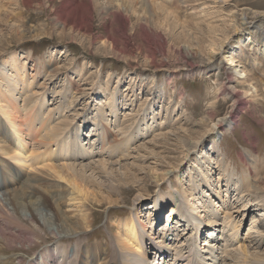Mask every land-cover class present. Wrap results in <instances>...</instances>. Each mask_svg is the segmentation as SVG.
<instances>
[{
	"label": "bare ground",
	"instance_id": "obj_1",
	"mask_svg": "<svg viewBox=\"0 0 264 264\" xmlns=\"http://www.w3.org/2000/svg\"><path fill=\"white\" fill-rule=\"evenodd\" d=\"M9 1H15L14 5L18 7L24 6L20 3L21 0H8V3ZM140 1L144 6L148 2L162 6V2L157 0ZM226 1L214 2L225 5ZM78 2L80 0H66L64 4L61 3V13L69 11ZM5 3L6 0H0V6ZM76 7L78 8L77 5ZM248 10H232L229 16L233 20L230 19L227 26L234 30V36L223 37L220 41L211 39L207 54L205 53L204 61L208 62L214 59L219 50L222 56L218 60L223 64L219 68L231 73L227 80H219L216 93L230 98L231 114L228 112L217 119L195 141L188 143L186 137L179 136L182 145L188 147L186 156L196 152L199 144L210 134L216 136L221 129H232L235 122L232 118L233 111L245 105L251 94L258 93L257 87L249 79L247 60L238 56V49L247 47L253 50L255 64H260L258 56H264V11L251 10L254 20L259 21L253 28L252 25L248 26ZM205 12L202 10L203 14ZM20 14L18 12L17 16ZM238 15H241L240 24L236 22ZM259 15L263 17L260 18ZM63 17L65 18L64 15ZM257 33H263V36L260 37ZM191 47L188 46V52L192 53ZM6 59L0 63V264H264V250L258 251L259 245L263 243L264 231L254 224L249 228L250 233H255L260 238L259 245L253 251L250 249L252 244L241 242L239 232L242 221L233 218L231 212L238 210L236 201L228 204L223 234H215L218 230L215 225L218 216L210 199L212 196L203 191L206 187L220 197L219 192L215 191L221 183L214 179L215 168L221 176L219 179H224L225 185L229 187L226 191L233 186L232 190L237 191V200L242 201L244 207H264V194H259L263 191L260 184L249 173L235 178L236 171L228 168L222 152L218 153L216 161H212V157L204 150L197 155L188 172L189 184L175 197L171 215L163 229L159 225L164 224L166 205L174 202L171 196L168 198V195L160 192L151 205L145 208L143 194L137 193L132 200V212L124 218L112 219L110 229H107V239L87 242L86 233L93 227L94 222L93 205L112 204L119 199L125 201V194L132 189L127 192L124 187L138 182L140 177L137 171L143 168L145 170L143 163L149 158L148 153L143 151L145 143L137 144L136 141L141 142L154 131H158L156 137L164 140H169L170 135H178L170 131L164 132L168 128L161 127L156 114L152 117L156 128H142L140 121L143 116L139 119V116L135 117L126 111L123 120H115L114 128H94L93 140L87 141L86 120L75 122L78 113L75 118H71L72 109L68 110L70 105L65 103L66 96L72 89L71 84L63 93L57 92L58 96L62 95L60 100L55 94L50 95L54 92L50 88L34 89L37 79L42 75V69H47L51 76L59 69L49 71L47 65L51 67V62L46 60L43 67H37L34 72L29 73L27 62L22 63L18 55L12 54L9 60ZM235 83L244 86L242 96ZM48 96H52L51 99L54 100L49 107ZM107 98V106L117 116L121 103L115 92ZM104 114L103 108H98L100 124ZM146 114L145 111L144 117ZM95 125L98 126L97 121ZM110 131L115 133L116 138H111ZM213 142L219 143V136L214 137ZM203 202L207 203L206 207ZM201 205L204 213L202 216L208 217V221L197 216ZM143 211L148 216V222L141 218ZM260 215H264V211ZM260 220L256 218L253 223ZM68 237L74 243L65 242ZM155 238H159V242ZM201 239L206 244L202 248L199 242ZM162 240L169 243L164 244ZM50 242L56 245L45 246L29 262L20 254L25 253L24 248L27 249L25 245L28 243L38 247ZM15 244L22 245V249H15ZM8 250L16 251L15 257L5 258L4 254Z\"/></svg>",
	"mask_w": 264,
	"mask_h": 264
},
{
	"label": "rangeland",
	"instance_id": "obj_2",
	"mask_svg": "<svg viewBox=\"0 0 264 264\" xmlns=\"http://www.w3.org/2000/svg\"><path fill=\"white\" fill-rule=\"evenodd\" d=\"M21 1L24 6H15V1L8 3V0L6 6H0L1 10L8 5V9L0 11V63L16 54L22 63L27 62V72L32 73L37 67H43L44 61L49 60L51 67L47 65L48 70H59L51 76L47 69H42V75L37 79L34 89L50 88L54 91L50 95L55 94L60 100L62 95L58 96L57 92L63 93L71 84L72 89L66 96L65 103L70 105L68 110L72 109L71 118L78 113L74 117L75 122L86 120L87 141L93 140L94 128H114L115 120H123L126 111L135 117L139 116V119L143 116L140 121L142 128H156L152 118L156 114L161 127L168 128L164 132L170 131L178 135V138L170 135L169 140L161 137L159 140L155 136L158 131H154L141 142L136 141L137 144L145 143L143 151L149 156L143 163L145 170L143 168L140 172L137 171L140 177L138 182L124 187L127 192L132 189L125 194V201L119 199L112 204L93 205L94 222L93 227L86 233L87 242L107 239V229H110L112 219L124 218L132 212V200L137 193L143 194L145 208L151 205L160 192L168 195V198L171 196L174 201L178 193L188 186L189 169L202 150L212 157V161H216L218 153L222 152L228 168L236 171L235 178H240L244 173L253 175L263 189L259 194H264V56H258L260 64H255L253 50L247 47L238 49V56L247 60L246 70L258 93L251 94L245 105L233 111L232 118L235 122L232 129H221L216 136L210 134L199 144L197 151L188 156V147L179 140V136H184L188 143L195 141L217 119L228 112L231 114L230 98L216 94L218 83L227 80L231 73L219 68L223 66L218 60L222 56L219 50L214 59L204 61L207 47L211 39L220 41L234 36V30L227 26L233 20L229 16L232 10L248 8V26L252 25L254 28L259 21L254 20L251 10L264 11V0H227L225 5L215 3L217 0H157L162 2V6L148 2L147 7L140 0L112 1L115 3L111 0V3L109 0H80L72 6L73 9L62 12L66 19L61 13V6L66 0ZM89 1L94 3L93 7ZM202 10L206 11L205 14ZM17 11L21 13L20 16H17ZM241 21V15H238L237 24ZM257 34L263 36V33ZM188 46L193 47L192 53L188 52ZM235 85L241 95L244 86L240 83ZM114 92L121 103L117 116L111 113L106 104L107 97ZM51 97L48 96V107L54 102ZM98 108H103L105 113L101 124ZM145 111L147 114L144 117ZM96 121L98 126L95 125ZM110 132L111 138H116L115 133ZM218 136L219 143L214 144L213 139ZM215 169L214 179L221 182L215 191L219 192L220 197L215 196L214 191L203 188V191L213 197L210 199L218 216L215 224L218 230L215 234L219 235L223 231L228 204L236 201L238 210L231 212L233 218L242 221L239 239L245 244H252L250 249L253 251L260 243V238L255 233H250L249 228L254 224L264 231V215H260L264 207H244L242 201L237 200V191L232 190L233 186L226 191L229 187L225 185L224 179H219L221 176ZM174 204L175 201L166 205L164 224L159 225L161 229L166 225ZM203 204L207 206L206 202ZM199 208L201 211H197V216L207 220L208 217L202 216V205ZM175 216L178 220V215ZM147 217L143 211L141 218L148 222ZM256 218L261 220L255 224L253 222ZM70 238H66L65 242L74 243ZM155 240L159 242V238ZM162 241L164 244L169 243L167 240ZM199 242L201 248L206 246L203 239ZM262 242L258 244V251L264 250V238ZM54 244L50 242L37 247L28 243L29 246L25 245L28 250L24 248L25 253L18 252L29 262L45 246ZM14 248L20 250L22 245L15 244ZM7 252L4 254L5 258L15 257L16 251Z\"/></svg>",
	"mask_w": 264,
	"mask_h": 264
}]
</instances>
